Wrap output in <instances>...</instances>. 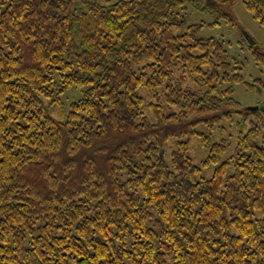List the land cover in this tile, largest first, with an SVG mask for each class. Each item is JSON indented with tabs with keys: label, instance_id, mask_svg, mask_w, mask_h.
<instances>
[{
	"label": "trees",
	"instance_id": "1",
	"mask_svg": "<svg viewBox=\"0 0 264 264\" xmlns=\"http://www.w3.org/2000/svg\"><path fill=\"white\" fill-rule=\"evenodd\" d=\"M240 1L264 26V0H0V264H264V104L187 17ZM235 112L229 156L200 133L205 177L183 137Z\"/></svg>",
	"mask_w": 264,
	"mask_h": 264
},
{
	"label": "rangeland",
	"instance_id": "2",
	"mask_svg": "<svg viewBox=\"0 0 264 264\" xmlns=\"http://www.w3.org/2000/svg\"><path fill=\"white\" fill-rule=\"evenodd\" d=\"M188 22L195 23L204 21L203 27L199 31L201 37H217L222 38L229 50L231 58L238 61L237 64L242 67L241 73L243 79L234 84L233 96L240 102L241 111L253 112L252 108L264 104V67L256 59L255 51L259 48L264 52V26L257 20L253 13L246 7L243 1L238 2L233 10V21L227 22L221 19L219 24L213 23L216 20L214 14L200 11L195 8H189ZM251 37L256 44V47H251L249 40ZM81 88H72L65 92L61 98L65 110L69 109L71 100L79 98L82 95ZM142 94H146L145 89H141ZM148 99L154 100L153 95H147ZM48 103L50 100H46ZM257 110V109H256ZM51 113L56 117H62V108L60 104L50 107ZM252 119L256 121L255 114L251 115ZM242 114L239 112L233 113V117L223 118L221 123L215 127H211L205 123L199 124L195 127L196 133L185 135L184 139H189V155L193 162L202 168V173L205 177H211L215 170V164H205L204 160L208 155L209 148L202 143L203 135H207L208 139L226 140L230 143L225 156H229L236 140L241 131H246L251 121L242 120ZM244 124V126H243ZM200 133H203L200 134ZM176 137L170 139L166 145V158L170 161L171 145L176 140Z\"/></svg>",
	"mask_w": 264,
	"mask_h": 264
},
{
	"label": "water",
	"instance_id": "3",
	"mask_svg": "<svg viewBox=\"0 0 264 264\" xmlns=\"http://www.w3.org/2000/svg\"><path fill=\"white\" fill-rule=\"evenodd\" d=\"M249 40H250V42H251L252 45L255 44V41L251 37H249ZM256 109H258V106L252 108V110H256Z\"/></svg>",
	"mask_w": 264,
	"mask_h": 264
}]
</instances>
